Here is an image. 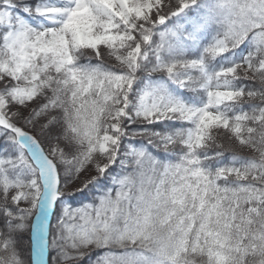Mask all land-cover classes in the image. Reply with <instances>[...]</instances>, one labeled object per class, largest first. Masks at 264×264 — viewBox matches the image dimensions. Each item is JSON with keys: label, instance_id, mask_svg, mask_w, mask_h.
<instances>
[{"label": "snow or ice", "instance_id": "snow-or-ice-1", "mask_svg": "<svg viewBox=\"0 0 264 264\" xmlns=\"http://www.w3.org/2000/svg\"><path fill=\"white\" fill-rule=\"evenodd\" d=\"M0 264H264V0H0Z\"/></svg>", "mask_w": 264, "mask_h": 264}]
</instances>
